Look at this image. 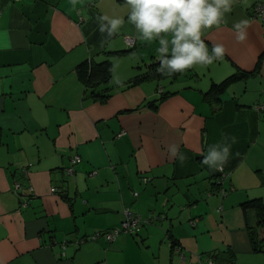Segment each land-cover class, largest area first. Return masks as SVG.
Instances as JSON below:
<instances>
[{
  "label": "crops",
  "instance_id": "1",
  "mask_svg": "<svg viewBox=\"0 0 264 264\" xmlns=\"http://www.w3.org/2000/svg\"><path fill=\"white\" fill-rule=\"evenodd\" d=\"M256 1L234 0L219 27L203 30L207 47L225 46L222 59L126 86L159 61L160 47L139 38L126 0H0V264H264L248 234L254 211L242 209L264 200V17L253 15ZM102 15L123 20L110 38L99 31ZM240 20L248 21L242 43L233 29ZM86 60L110 65V80L97 87L112 88L104 101L79 77ZM225 143L221 193L219 170L203 161ZM125 209L149 221L136 237L77 243L118 228Z\"/></svg>",
  "mask_w": 264,
  "mask_h": 264
},
{
  "label": "clouds",
  "instance_id": "2",
  "mask_svg": "<svg viewBox=\"0 0 264 264\" xmlns=\"http://www.w3.org/2000/svg\"><path fill=\"white\" fill-rule=\"evenodd\" d=\"M234 0H126L129 7L128 20L134 25L139 38L145 41L158 40L160 47L157 71L172 75L182 73L196 65H210L226 54L223 44H213L211 54L202 37L204 29L219 27L224 13L231 11ZM76 4V0H72ZM99 31L112 37L123 24L121 18L97 17ZM106 22V23H105ZM247 20L233 25L235 38L242 43L247 38ZM170 34L171 39L165 38ZM170 53V55H169ZM119 83V81H117ZM227 139V138H225ZM235 143V137L232 138ZM231 145H213L203 163L211 168L223 170ZM170 156L181 163L186 157L178 155L177 146L170 147Z\"/></svg>",
  "mask_w": 264,
  "mask_h": 264
},
{
  "label": "trees",
  "instance_id": "3",
  "mask_svg": "<svg viewBox=\"0 0 264 264\" xmlns=\"http://www.w3.org/2000/svg\"><path fill=\"white\" fill-rule=\"evenodd\" d=\"M208 51L211 53L212 48L208 47ZM156 63L147 65V70L144 74L137 76V77H134L130 81L126 82L125 85L130 86L132 84L137 83L138 81L146 79L147 77H153V76L158 77V76H160L162 73L157 71V69L160 67V62L158 64H156ZM110 70H111L110 65L107 62L100 65L99 67H93V66H90L89 60H86L84 64L79 66V68H78L79 77L83 81V83L86 85V88H88L90 90L89 95L94 100L99 99L100 101H104L111 95L110 93L112 92V88L105 87L101 90H97V87L100 84L107 83L110 80ZM176 74H178V73H175L172 75H176ZM242 74L244 75V73H242ZM162 76H164V75L162 74ZM238 77H239V75L234 74V75L228 77L226 80H224L220 84H213L207 95L216 94V93L220 92L224 87H226L230 82H232L234 79H236ZM160 99H163V98H160ZM148 106L151 107L153 110H157L158 102L157 103H155V102L151 103L150 102L148 104ZM214 185H216L217 189L219 188L216 181H215ZM242 209L245 213L248 210H253L254 214H255V219H256L255 227H253V228L248 227V234H249V239H250V242L252 245V249L256 252L264 251V239L259 238V234H260L261 230L264 231V200H262L260 198H254L251 200H247L242 204ZM142 222H143L142 223V225H143L145 223H148L149 221H142ZM142 225H141V227H142ZM138 233L136 235H138ZM124 234H129V233H124ZM129 235H132L135 237V235H133V234H129ZM85 241H87V240H85ZM93 241H95V240H93ZM230 263H231V261H230Z\"/></svg>",
  "mask_w": 264,
  "mask_h": 264
},
{
  "label": "built area",
  "instance_id": "4",
  "mask_svg": "<svg viewBox=\"0 0 264 264\" xmlns=\"http://www.w3.org/2000/svg\"><path fill=\"white\" fill-rule=\"evenodd\" d=\"M12 1H17V0H12ZM252 12L255 17H259V18L264 17V0L256 1V3L253 6ZM124 39H125L126 45L129 48L134 46V40L132 38L125 37ZM255 108L261 109V107L259 106H256ZM79 160L80 158L77 155L70 159L69 166L66 167L64 170L66 175L73 174L74 172L73 167L77 162H79ZM227 177H228L227 172H225L224 170H219V176H218L219 179L216 181L217 185L221 187L223 185L224 180ZM19 189H20V184L16 183V190L18 191ZM51 191L52 193L62 194L61 193L62 191L57 188H52ZM220 192L225 193L226 190L221 187ZM134 195L137 196V193H134ZM142 223L143 222L140 220V218H138L133 212H131L129 209H125L123 211V220L121 222V225L118 228H114V229L102 231V232L101 231L95 232L90 236L79 239L77 243H83L85 240H97L100 238L108 242H111L121 233H129V234L136 235L139 232ZM191 224H194V223H191ZM62 248L63 249L65 248V243L62 245ZM198 264H201L200 261H198ZM205 264H213V261L208 260Z\"/></svg>",
  "mask_w": 264,
  "mask_h": 264
},
{
  "label": "rangeland",
  "instance_id": "5",
  "mask_svg": "<svg viewBox=\"0 0 264 264\" xmlns=\"http://www.w3.org/2000/svg\"><path fill=\"white\" fill-rule=\"evenodd\" d=\"M200 179V178H199ZM199 181H202V180H199ZM186 182H183V183H180V184H178V187L181 189V190H186L187 189V186H186ZM201 194V193H200ZM137 235H135V237H136ZM138 242H140V241H138Z\"/></svg>",
  "mask_w": 264,
  "mask_h": 264
},
{
  "label": "water",
  "instance_id": "6",
  "mask_svg": "<svg viewBox=\"0 0 264 264\" xmlns=\"http://www.w3.org/2000/svg\"><path fill=\"white\" fill-rule=\"evenodd\" d=\"M160 61H158L156 64H158Z\"/></svg>",
  "mask_w": 264,
  "mask_h": 264
}]
</instances>
